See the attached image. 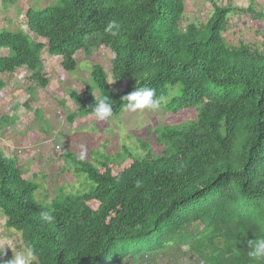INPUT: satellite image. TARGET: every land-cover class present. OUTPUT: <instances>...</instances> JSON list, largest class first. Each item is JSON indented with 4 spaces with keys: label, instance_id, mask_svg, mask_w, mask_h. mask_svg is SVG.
<instances>
[{
    "label": "trees",
    "instance_id": "obj_1",
    "mask_svg": "<svg viewBox=\"0 0 264 264\" xmlns=\"http://www.w3.org/2000/svg\"><path fill=\"white\" fill-rule=\"evenodd\" d=\"M214 1L205 24L182 30L185 0H57L25 11L37 41L0 31V50L8 51L0 75L27 71L29 83L46 91L43 51L68 73L81 52H112L111 79L125 90L93 67L90 81L70 93L77 105L71 123L81 115L118 117L139 105L197 112L188 126L164 128L161 156L126 150L122 163L94 165L67 153L66 167L90 187L50 205L36 200L39 186L0 149V212L35 258L30 264H180L184 257L264 264V32L262 49L229 47L223 38L229 16L259 22L264 15ZM4 88L0 81V95ZM0 264L14 261L0 253Z\"/></svg>",
    "mask_w": 264,
    "mask_h": 264
},
{
    "label": "rangeland",
    "instance_id": "obj_2",
    "mask_svg": "<svg viewBox=\"0 0 264 264\" xmlns=\"http://www.w3.org/2000/svg\"><path fill=\"white\" fill-rule=\"evenodd\" d=\"M2 1L0 31H23L27 34L26 9H43L57 4V0H18L15 4L6 5ZM214 2L222 6L227 4V0ZM185 4L181 30L187 24H205L210 19L213 12L211 0H185ZM250 4L256 12H264V0H234L231 7L240 11L249 8ZM263 32L264 18L255 22L244 13H235L229 16L223 38L229 47L245 42L262 49ZM29 35L37 41L34 35ZM93 50L91 56L85 52L77 54L79 63L73 73L65 72L60 59L51 58L46 50L43 51V66L50 77L47 91L29 83L30 73L27 71L0 75V81L5 83L0 95V149L6 158H14L26 177L39 186L36 200L44 205H50L60 194H83L90 187L86 177L66 167L63 158L67 153L94 165L101 162L122 163L128 158L126 150L140 158L148 153L161 156L166 149L165 144L159 142L164 128L185 127L196 120L195 110L173 114L166 111L164 103L152 108L139 105L134 109H125L121 115L110 119L76 116L71 123L69 117L77 105L70 99V93L79 92L84 83L90 81L93 67L101 66L108 74L109 82L115 85L111 79L114 55L108 49ZM0 56H8V51L0 50ZM116 88L119 93L125 90V87ZM93 95L96 100L100 98L95 89ZM182 251L186 253L188 248ZM0 253L11 257L14 264L35 261L21 235L6 227V218L1 212ZM180 262L197 264V260L190 257H184Z\"/></svg>",
    "mask_w": 264,
    "mask_h": 264
},
{
    "label": "crops",
    "instance_id": "obj_3",
    "mask_svg": "<svg viewBox=\"0 0 264 264\" xmlns=\"http://www.w3.org/2000/svg\"><path fill=\"white\" fill-rule=\"evenodd\" d=\"M233 1H234V0H233ZM232 3H233V2H232ZM250 7H252V5H251V4L249 5V8H250ZM235 10H237V9H235ZM242 10H244V11H247V10H248V8H247V9H242ZM251 10H252L253 12H250V13H254L255 15H258V14H260V13L264 14V12H263V11L256 12V10H255L254 8H253V9H251ZM237 11H238V10H237ZM248 12H249V11H248ZM244 14H245V13H244ZM245 16H246V15H245ZM252 16H253V15H252ZM252 16H251V17H252ZM251 17H250V18H251ZM251 19H252V18H251ZM254 21L256 22V20H254ZM257 22H258V21H257ZM259 22H260V21H259Z\"/></svg>",
    "mask_w": 264,
    "mask_h": 264
}]
</instances>
